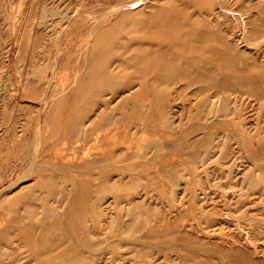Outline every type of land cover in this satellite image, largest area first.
Listing matches in <instances>:
<instances>
[{"label":"rangeland","instance_id":"obj_1","mask_svg":"<svg viewBox=\"0 0 264 264\" xmlns=\"http://www.w3.org/2000/svg\"><path fill=\"white\" fill-rule=\"evenodd\" d=\"M0 264H264V0H0Z\"/></svg>","mask_w":264,"mask_h":264},{"label":"bare ground","instance_id":"obj_2","mask_svg":"<svg viewBox=\"0 0 264 264\" xmlns=\"http://www.w3.org/2000/svg\"><path fill=\"white\" fill-rule=\"evenodd\" d=\"M146 1H148V0H146ZM149 1H152V0H149ZM141 3H142V2H141ZM145 3H146V2H145ZM143 4H144V2H143ZM147 4H148V3H147ZM136 5H137V4H136ZM140 5H141V4H140ZM140 5H139V6H140ZM127 6H128V5H127ZM134 6H135V4H134ZM144 6H145V5H144ZM123 8H124V7H123ZM135 8H137V6H136V7H133V6H132V7L128 8V9L123 10V11L121 12V14H120L121 17L124 16V15L126 14V11H127V10H131V9H135ZM111 9H112V8H111ZM121 9H122V8H121ZM114 10H115V9H114ZM118 10H120V8H119ZM148 10H149V9H148ZM146 13H147V12H146ZM146 13H145V14H146ZM105 14H106V13H105ZM169 14H171V13H169ZM86 15H87V14H86ZM146 15H147V14H146ZM87 16H88V15H87ZM89 16H90V15H89ZM91 16H92V15H91ZM169 16H170V15H169ZM169 16H167V17H169ZM146 17H147V16H146ZM170 17H172V16H170ZM170 17H169V18H170ZM43 18H44V17H43ZM164 18H165V17H164ZM169 18H168V19H169ZM108 19H109V18H108ZM168 19L166 18L165 20H168ZM66 20H67V19H66ZM95 20H96V19H95ZM101 21H102V20H101ZM69 22H70V21H69ZM158 24H159V23H158ZM168 24H170V23H168ZM177 24H178V23H177ZM158 27H159V26H158ZM95 28H96V27H95ZM93 30H95V29L93 28ZM96 30H97V29H96ZM96 30H95V32H96ZM62 31H63V30H62ZM62 31H61V32H62ZM92 32H94V31H92ZM92 32H91V33H92ZM194 33H196V32H193V34H194ZM93 34H94V33H93ZM93 34H92V35H93ZM171 36H172V35H171ZM91 37H92V36H91ZM88 39H89V38H88ZM196 40H197V39H196ZM229 40H230V39H229ZM91 43H92V42H91ZM259 44H260V43H259ZM87 45H88V44H87ZM252 45H253V44H252ZM191 46H192V44H191ZM103 48H104V47H103ZM151 48H152V47H151ZM85 49H86V48H85ZM99 49H100V48H99ZM160 50H161V49H160ZM98 51H99V50H98ZM151 52H152V51H150V53H151ZM161 52H162V51H161ZM141 62H142V61H141ZM150 63H151V61H150ZM149 65H150V64H149ZM153 67H154V66H153ZM150 68H151V67H150ZM95 71H96V70H95ZM73 87H74V86H73ZM135 89H136V88H135ZM63 93H64V92H63ZM261 96H262V95H261ZM235 134H236V133H235ZM159 147H160V146H159ZM34 169H35V168H34ZM15 183H16V182H15ZM11 189H12V188H11ZM230 190H231V189H230ZM7 218H8V217H7ZM47 218H48V217H47ZM252 244H253V243H252ZM254 245H255V244H254ZM258 249H259V248H258ZM34 253H35V252H34ZM92 254H93V253H92Z\"/></svg>","mask_w":264,"mask_h":264}]
</instances>
